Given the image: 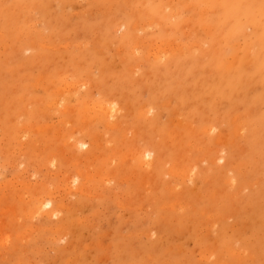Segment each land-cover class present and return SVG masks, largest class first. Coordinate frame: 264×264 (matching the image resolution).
Returning a JSON list of instances; mask_svg holds the SVG:
<instances>
[{
  "label": "rangeland",
  "instance_id": "1",
  "mask_svg": "<svg viewBox=\"0 0 264 264\" xmlns=\"http://www.w3.org/2000/svg\"><path fill=\"white\" fill-rule=\"evenodd\" d=\"M0 47V264H264V153L251 158L258 167L254 175L246 170L240 177L245 167L238 172L240 187L234 190L222 183L219 168L209 159L197 160L207 152L227 155L232 143L235 149L238 143L244 146L251 129L238 136L229 125L233 120L242 123L258 116L263 129L258 136L264 133V105L259 100L264 98V0H0ZM78 80L87 85L75 94L67 89L64 97L67 83ZM98 100L118 105L116 126L93 118L89 108ZM143 105L150 114L144 118L138 113ZM207 123L214 132H203ZM82 127L91 134L85 135L84 128L80 134ZM180 127L181 133H188L181 135L182 145L169 140L170 131ZM66 131L74 136L70 133L69 138ZM94 135L101 144L111 145L101 146L98 139L100 145L91 143ZM219 137L225 143H219ZM72 138L87 144L79 151ZM146 142L159 162L149 173L153 176L131 168V163L127 167L129 160L121 162L122 155L116 153ZM186 152L190 156H184ZM93 155L94 164L89 159ZM67 159H78L83 172H74L75 161ZM173 162L186 168L195 165L194 180L187 181L194 186L168 173ZM84 168L91 173L87 179ZM92 171L99 174L93 172V177ZM169 186L185 193L183 211L174 206L179 191ZM221 187L229 196L238 192L237 198L220 200L226 205L212 200ZM146 188L152 191L146 193ZM33 192L51 193L62 210L51 219L29 212L37 197ZM251 193L252 202H242ZM126 201L132 206H125ZM170 203L179 212L170 209ZM8 209H16V216ZM62 224L66 230L59 227ZM208 226L209 234L204 232ZM217 235L245 254L231 259L217 248L216 261L199 258L200 250L216 245Z\"/></svg>",
  "mask_w": 264,
  "mask_h": 264
},
{
  "label": "bare ground",
  "instance_id": "2",
  "mask_svg": "<svg viewBox=\"0 0 264 264\" xmlns=\"http://www.w3.org/2000/svg\"><path fill=\"white\" fill-rule=\"evenodd\" d=\"M121 11V10H120ZM127 12V11H126ZM33 25V24H32ZM10 25H8V27H9ZM11 28V27H10ZM10 30V29H9ZM17 31V30H16ZM20 32V31H19ZM7 35V34H6ZM32 43V45H33V43L34 42H31ZM154 43V42H153ZM160 43V42H159ZM166 43V42H165ZM30 44V43H29ZM40 45H42V44H40ZM77 45V44H76ZM145 45V44H144ZM44 46V45H43ZM68 46V45H67ZM66 46V47H67ZM198 46V45H197ZM1 48V47H0ZM47 48V47H46ZM169 48V47H168ZM4 49H6V48H4ZM58 49V48H57ZM163 49V48H162ZM14 50V49H13ZM14 51H16V50H14ZM133 52V51H132ZM150 53V52H149ZM42 55V54H41ZM151 55V54H150ZM147 56V55H146ZM149 56V55H148ZM155 56H156V58L158 59L159 58V55H158V57H157V55L155 54ZM161 56V55H160ZM16 57V56H15ZM43 57V56H42ZM41 57V58H42ZM152 57V56H151ZM150 58V57H149ZM153 58H154V55H153ZM122 59V58H121ZM156 59V60H157ZM10 60V59H9ZM138 65V64H137ZM136 66V65H135ZM44 73V72H43ZM49 73V72H48ZM51 74V73H50ZM43 76V75H42ZM48 75H47V73H46V77H44L45 79H47L48 77H47ZM49 76H52V75H49ZM60 76V75H59ZM60 78H63V77H60ZM44 79V80H45ZM58 79H59V77H58ZM64 79V78H63ZM63 79H60V80H63ZM39 80V79H38ZM41 80H43V79H41ZM49 80V79H48ZM47 80V81H48ZM59 81V80H58ZM40 82V81H39ZM60 82V81H59ZM61 83V82H60ZM65 83V82H64ZM67 83V82H66ZM68 85L66 86V89L64 90V94H63V90H62V94H63V96L65 97V92L67 91V89H68V91L70 92V93H72V94H75V93H77L78 91H79V88H81L82 87V85L84 86H86L87 84H86V82H82L81 81V83H79V80H78V83L77 84H72V82H70V83H67ZM53 86V85H52ZM64 86V85H63ZM62 86V87H63ZM81 86V87H80ZM56 91H54V92H56L57 94L59 93L60 94V92L61 91H58L59 89H55ZM53 92V93H54ZM92 93V92H91ZM77 95V94H76ZM76 95H74V96H76ZM91 97V96H90ZM94 97V96H93ZM92 98V97H91ZM63 99V98H62ZM41 100V99H40ZM56 100V99H55ZM58 100V99H57ZM94 100V99H93ZM260 101H261V103H263V105H264V98H260L259 99ZM99 101V103L98 104H96L97 102H95V104H94V106L92 107V105L93 104H91V107L92 108H89V110L90 111H94V113H92L95 117H93V118H99V117H101L103 120H104V122H105V124L104 125H107V126H112V125H114V121H115V118L117 117V115H118V105H116L114 102L113 103H111V100L110 101H108L109 103H111V105H106V104H104V103H100L101 101L100 100H98ZM42 102V101H41ZM117 102V101H116ZM37 103H38V101H37ZM49 104V103H48ZM50 104H51V102H50ZM84 104V103H83ZM114 104V105H113ZM164 104V103H163ZM162 104V105H163ZM84 105H86V103L84 104ZM166 105V104H165ZM168 105V104H167ZM27 106V105H26ZM57 106V105H56ZM87 107H88V105H86ZM146 106H144L143 105V108L142 109H140L139 108V117H141V116H143V118L144 117H148L150 114L148 113L149 111H147L146 110V108H145ZM59 108H60V106H59ZM62 108V107H61ZM63 108H65V107H63ZM67 108V107H66ZM83 108L84 109H82V110H85V107L83 106ZM43 109V108H42ZM58 109V108H57ZM71 109V108H70ZM77 109V108H76ZM148 110H151V109H148ZM73 111H75V109H73ZM80 110H78V111H76V112H79ZM87 111V110H86ZM92 111V112H93ZM140 111H142L141 113H140ZM173 111H174V109H173ZM63 112H65V111H63ZM68 112V111H67ZM72 112V111H71ZM84 112V111H83ZM120 112V111H119ZM73 113V112H72ZM71 113V114H72ZM82 113V112H81ZM91 113V112H90ZM89 113V114H90ZM121 113V112H120ZM142 114V115H141ZM174 114V113H173ZM42 115V114H41ZM83 116L85 115L84 113L82 114ZM29 116H30V114H29ZM91 116V115H90ZM97 116V117H96ZM138 116H137V118H139ZM258 116H256V117H249V118H246V120H244V122H242V123H237V120H233V123L232 124H230L229 123V125H233V127L235 128V131H234V129H232V131H234V132H236L237 134L239 133V135L238 136H240V134H241V132H243L244 130L246 131L247 129H251V131H250V133H249V135L248 136H246L245 137V139H244V141H243V147H239L240 145H239V143H238V147L235 149V146H236V144H233L232 142H235L234 140L232 141V142H230V143H232V145L229 147V151H228V154L227 155H225V153H222L221 151V153H219L218 152V154H216V155H214V156H211L210 155V152L208 153L207 152V154L206 155H203V154H201L202 155V157L203 158H197V160H199V159H202V161L203 160H207V159H209V161H210V163L211 164H213V165H215V166H217L218 168H219V170H217V175L218 176H220V177H222L223 176V182L222 183H224V184H226L229 188H231V190H234V189H236L237 187H240V185H239V183H238V181H237V177H238V172L242 169V168H244L245 167V170L240 174V177L242 176V177H245V175H246V170H249L253 175L255 174V172L258 170V167L256 166V165H254L252 162H251V158L254 156V154L256 153V154H259V155H261V154H263L264 153V133L261 135V137L260 136H258V135H260V131H263V129L261 128V126L259 125V123H258V118H257ZM82 118V117H81ZM88 118H90V117H88ZM232 118H234L235 119V117H232ZM238 117L236 116V119H237ZM83 119V121H84V119H85V121L86 120H90L91 121V119H86V118H82ZM174 119V118H173ZM172 119V120H173ZM176 119V118H175ZM177 119H179V118H177ZM176 119V120H177ZM101 120V119H100ZM169 120H171V119H169ZM171 120V121H172ZM72 121H75V120H72ZM90 121H89V123H90ZM94 120L92 119V123H94L93 122ZM102 121V120H101ZM174 121V120H173ZM172 121V122H173ZM68 122V121H67ZM87 122V121H86ZM150 122V121H149ZM171 122V123H172ZM175 122V121H174ZM65 123H66V121H65ZM80 123H82L81 121H80ZM84 124H86L85 122H83ZM18 124V123H17ZM174 124V123H173ZM172 124V125H173ZM177 125H178V123H176ZM176 124H174V125H176ZM33 125V124H32ZM118 125V124H117ZM190 126V124H186V126ZM86 126V125H85ZM88 126V125H87ZM115 126H116V123H115ZM123 126V125H122ZM180 126H184V124L182 123ZM89 127V126H88ZM87 127V128H88ZM106 127V126H105ZM113 127V126H112ZM214 126L213 125H208V123L204 126V129H203V132L204 131H206V133L208 132L209 133V131L213 128ZM43 128H44V126H43ZM42 128V129H43ZM47 128L48 127H46V130H47ZM83 128L84 127H82L81 128V130H79L80 131V134H82V131L84 132V130H83ZM107 128V127H106ZM110 128V127H109ZM120 128V127H119ZM182 127H180V128H178V129H172L170 132H171V138L169 139V140H174V141H178V145H180L181 144V141H182V137H181V135H184V134H188V133H186V132H184V133H181L180 132V129H181ZM192 128V127H191ZM45 129V128H44ZM43 129V130H44ZM50 129V128H49ZM85 129V132H86V134L85 135H87V133L89 132V130L87 129L86 130V128H84ZM114 129L115 130H119L118 129V126L117 127H114ZM188 129V128H187ZM214 129H216V128H214ZM43 130H41V131H43ZM127 129H125L124 128V132L126 131ZM193 130H195V129H193ZM192 130V131H193ZM39 131V130H38ZM41 131H39V132H41ZM48 131V130H47ZM55 131V130H54ZM61 131V129L59 130V132ZM88 131V132H87ZM122 131V130H121ZM191 130H190V133L192 132ZM67 132V131H66ZM77 132V131H76ZM127 132V131H126ZM133 131L131 130V132L130 133H132ZM211 132H214V130L212 131L211 130ZM217 132V131H216ZM57 132H55V134H56ZM61 134H62V131L60 132ZM60 133H59V137L61 136L60 135ZM64 133V132H63ZM70 133H72L73 134V136H74V133L73 132H67V134L69 135V138H70V136L72 135V134H70ZM79 133V132H78ZM193 133V132H192ZM205 133V132H204ZM218 133H220V131L218 132ZM79 134V135H80ZM91 134V133H90ZM89 133H88V135H90ZM121 134H123L122 132H121ZM128 132L126 133V136L127 137H129L128 135ZM133 134V133H132ZM217 134V133H216ZM221 134H222V132H221ZM57 135V134H56ZM108 135H110V134H108ZM123 135H125V133L123 134ZM123 135H120L121 136V143L123 144L124 143V141H123V139L122 138H124V136ZM210 135V134H209ZM62 136H64V134L62 135ZM65 136H66V134H65ZM78 136V135H77ZM94 136H96V135H94ZM221 136V135H220ZM224 136V135H223ZM235 136V135H234ZM68 137V136H67ZM102 137V136H101ZM126 137V138H127ZM77 138V137H76ZM92 138H94V139H92V141L93 142H91V143H93V144H101V142H103V141H99L100 139V136L97 138V136L96 137H92ZM103 138V137H102ZM260 140H259V139ZM57 140H58V138H56ZM60 139H61V137H60ZM62 139H63V137H62ZM67 139V138H66ZM73 139V138H72ZM72 139H69V140H72ZM75 139V138H74ZM73 139V140H74ZM95 139H96V141H97V139H98V141H99V143L97 142V143H95ZM219 139V140H218ZM217 139V141H219V143H221L220 141H222V137L220 138H218ZM56 140V141H57ZM73 140H72V145H74V148H76V149H81V147L83 146H85L86 144H87V142L86 141H81V140H74V142H73ZM89 140H91V138L89 137ZM168 140V141H169ZM223 140H224V137H223ZM66 141H68V139L67 140H64L63 142H66ZM123 141V142H122ZM167 143L166 144H168V141L167 140H165ZM215 141V140H214ZM62 141H61V143H63ZM170 142V141H169ZM67 143V142H66ZM91 143H89V144H91ZM127 143H128V141L126 142V145H127ZM218 143V142H217ZM222 143H225V140L224 141H222ZM227 143H228V141H227ZM99 144V145H100ZM125 144V143H124ZM190 144V143H189ZM188 144V145H189ZM66 145V144H65ZM102 145H107V144H104V143H102L101 144V146ZM109 145H111V144H109ZM109 145H107V146H109ZM182 145V144H181ZM187 145V144H186ZM210 145V144H209ZM63 146H64V144H63ZM68 146H70V142H69V144H68ZM67 146V147H68ZM101 146H97V147H101ZM175 146H177V143H176V145ZM95 147H96V145H95ZM106 147V146H105ZM130 147H132V146H130ZM193 147H195V146H193ZM208 147V146H207ZM210 147V146H209ZM70 148H73V146H71ZM116 148H118V147H116ZM115 148V149H116ZM121 148V147H120ZM121 149H123L124 150V148L122 147ZM120 149V150H121ZM126 149H128V148H126ZM125 149V151H120L119 149H117V151H116V153H118V155H119V153H120V155H122V156H120L121 158H120V160H122V158H124V160L125 159H128L129 161H128V163L126 162L127 160H125V163H127L126 164V166L127 167H131V168H136V169H138V168H140L141 169V171H145L146 172V174L148 173H151L152 171H153V169H154V167H155V165L156 166H158L159 165V162H155V160H156V157H155V155H153V151H154V149H153V147H152V144L151 143H148V142H146V144H143V145H137V146H134V148L133 149H130V150H126ZM161 149V148H160ZM189 150H190V148H188ZM199 149V148H198ZM206 149H210V148H206ZM214 149V148H213ZM72 150V149H71ZM162 150V149H161ZM184 150V149H183ZM192 151H193V149H191ZM216 150V149H215ZM222 150H225L224 148H222ZM80 151V150H79ZM112 151H113V149H112ZM120 151V152H119ZM176 151V150H175ZM181 151L182 150H180V153H181ZM97 152V151H96ZM224 152V151H223ZM98 153V152H97ZM111 153H114V152H111ZM110 153V154H111ZM159 153V152H158ZM183 153L184 152H182V155H181V157L183 156ZM186 153H188V152H186ZM190 153V152H189ZM184 154V156L185 155H189L190 156V154ZM216 153H217V151H216ZM236 153H237V155H236ZM91 154H95L94 152L93 153H91ZM98 154H100V153H98ZM97 154V155H98ZM110 154H109V156L107 155V157H110ZM115 154V153H114ZM86 155V154H85ZM97 155H95V156H97ZM179 155V154H178ZM200 155V156H201ZM83 156V155H82ZM95 156L93 155V157H91V156H89V159H91V158H94V159H96L95 158ZM100 156H101V154H100ZM176 156H177V154H176ZM184 157L183 159V161H187L186 160V158H188V157ZM105 157V156H104ZM181 157H177L178 158V160L181 158ZM195 157H197V156H195ZM194 157V158H195ZM72 158H74V157H72ZM82 158V157H81ZM88 159V156H85L84 157V160L85 159ZM99 160L101 159L99 156L97 157ZM78 159H80V158H78ZM78 159H76V160H78ZM98 159H97V161H98ZM102 159H103V155H102ZM101 159V160H102ZM105 159V158H104ZM109 158H107V160H108ZM110 159H112V157L110 158ZM109 159V161H111V163H109L108 161H106V160H103L102 161V163L103 162H107V164L108 165H112L113 163V161L112 160H110ZM67 160H69V162H74L75 161V166H76V168L77 169H79L80 167H78V163L76 164V162H78V161H76V160H70V159H67ZM100 160V161H101ZM124 160H122L121 162H123ZM175 160V159H174ZM176 160L177 162H180L181 163V161L182 160ZM197 160L195 159V162L197 163ZM188 161H189V159H188ZM93 162V159H91V163ZM105 162V163H106ZM195 162H193V163H195ZM199 162H201V160H199ZM89 163H90V161H89ZM88 163V164H89ZM90 163V164H91ZM115 163H116V161H115ZM129 163H131V165H129L128 166V164ZM180 163H178V164H175V162H173V164H172V166L170 167V168H167V169H169V170H167L168 171V173L169 174H171L172 173V175L174 174L175 176H177V178H179L181 181L180 182H186V184L187 185H190V184H188L187 183V181H190V180H194V178H192L193 176H192V170H194L196 167H195V165L194 164H192V166L193 167H195L194 169H192V166H191V168H190V166H188V168H186L185 166L184 167H182L181 165H180ZM203 163V162H202ZM87 164V165H88ZM92 164H94V163H92ZM91 164V165H92ZM123 164V163H122ZM121 164V165H122ZM183 164V163H182ZM187 164V163H186ZM198 164V163H197ZM196 164V165H197ZM71 165H73V164H71ZM120 165V164H119ZM165 165H167V164H164V166ZM75 166H73L74 167V172L76 171V172H78L79 174L81 173V171L83 172V169L80 171V169H79V171H77V169L75 168ZM88 166H90V165H88ZM249 166H251L250 168H249ZM85 167H87V166H85ZM121 167V166H120ZM120 167H119V169H120ZM124 168V167H123ZM130 168V169H131ZM76 169V170H75ZM85 169V168H84ZM87 169V168H86ZM86 169H85V174L84 173H82V174H84V178H86V176H89V175H91V173L88 171L89 169H92V167L91 168H89V169H87V174L88 175H86ZM103 169H104V167H103ZM204 169V168H203ZM115 170V169H114ZM113 169H112V171H111V174H112V172L114 171ZM128 170V169H127ZM132 170V169H131ZM201 170H202V168H201ZM213 170V169H212ZM103 171V170H102ZM93 172L94 173H96L97 171H92V175H93V177H94V175L95 174H93ZM123 172H125V171H123ZM131 172H133V170L131 171ZM207 172V171H206ZM228 172H232V175H229L228 176ZM90 173V174H89ZM110 173V172H109ZM134 174H136V171H134L133 172ZM167 173V172H166ZM208 173H209V170H208ZM77 174V173H76ZM96 174H99L98 172L96 173ZM100 174H102V173H100ZM108 174V173H107ZM133 174V175H134ZM197 175H199V173H196ZM113 175H114V173H113ZM130 175V174H129ZM129 175H127V176H129ZM140 175H142L141 173H140ZM149 175H152L153 176V174H149ZM149 175H147V176H149ZM77 176H78V174H77ZM96 176V175H95ZM104 176V175H103ZM112 176V175H111ZM130 176H132V175H130ZM145 176V175H144ZM228 176V177H227ZM93 177H90L91 179H93ZM97 177H99V176H97ZM100 177H101V175H100ZM100 177H99V181L101 182V179H100ZM108 177V176H107ZM139 177V176H138ZM165 177H166V175H165ZM201 177V176H200ZM225 177H227V178H225ZM88 178V177H87ZM86 178V179H87ZM89 178V179H90ZM105 178H106V176H105ZM111 178V177H110ZM109 178V180L111 181V179ZM134 177H130V179L129 180H132ZM142 178H145V177H142ZM149 178H151L150 176H149ZM167 178H170V176L169 177H167ZM208 178V177H207ZM103 179H104V177H103ZM106 179H108V178H106ZM151 179H153V178H151ZM171 180H172V178H170ZM75 180V181H74ZM78 180V179H77ZM76 179H73V181L74 182H76L77 181ZM93 180H96V179H93ZM114 180H115V178H114ZM134 180V179H133ZM142 180V179H141ZM206 180V179H205ZM204 180V181H205ZM210 180V179H209ZM208 180V181H209ZM218 180V179H217ZM16 181H18V180H16ZM97 181V180H96ZM179 181V180H178ZM257 181V180H256ZM84 182V181H83ZM104 182H105V180H104ZM104 182H101V183H104ZM174 182H176V181H174ZM179 182V183H180ZM191 183H192V181H190ZM255 182V181H254ZM20 183V182H19ZM22 183H24V182H22ZM107 183V182H106ZM133 183H134V181H133ZM151 183V182H150ZM160 182H158V184H159ZM194 183V182H193ZM249 183V182H248ZM248 183H246L247 185H248ZM4 184V183H3ZM17 184V183H16ZM24 184H26V182L24 183ZM85 184V183H84ZM148 184V183H147ZM253 185H256V182L255 183H252ZM252 184H250V185H252ZM26 185H28V184H26ZM26 185H24L26 188L27 187H29L30 185H28V186H26ZM74 185V184H73ZM241 185H242V183H241ZM96 186V185H95ZM143 186H144V182H143ZM152 186V185H151ZM173 186V185H172ZM172 186H169L170 188L169 189H176V187L174 186V187H172ZM190 186H194L193 184L192 185H190ZM14 187V186H13ZM20 187H22V186H20ZM32 187V186H31ZM30 187V188H31ZM69 187V186H68ZM73 187V186H72ZM71 187V188H72ZM153 187H155V186H153ZM210 187V186H209ZM22 188H24V187H22ZM34 188V187H33ZM38 188V187H37ZM79 188V187H78ZM84 188V187H83ZM83 188H79V190H77L76 188H75V191L77 190L78 192L80 191V189H81V191H83L82 189ZM96 188V187H95ZM141 188V187H140ZM155 188H159V186L157 185V187H155ZM168 188V187H167ZM166 188V189H167ZM181 188H182V186H181ZM252 188V187H251ZM29 189V188H28ZM73 190H74V188H72ZM94 189V188H93ZM111 189V188H110ZM143 189H144V187H143ZM148 188H146L145 189V192H146V190H147ZM154 189V188H153ZM165 189V188H164ZM221 189H223L222 187H221ZM32 190V189H31ZM85 190V189H84ZM155 190V189H154ZM153 190V191H154ZM177 190V192L179 191L178 189H176ZM195 190V189H194ZM213 190V189H212ZM216 190V189H215ZM218 190V189H217ZM215 191V192H213L212 193V195H211V199L212 200H232V199H236L237 198V196H238V192H236V194H232V196H231V194H230V196L228 195V193L227 192H225V190L223 189V190H221V191ZM238 190V189H237ZM236 190V191H237ZM239 190H241V189H239ZM238 190V191H239ZM30 191V190H29ZM34 191V190H33ZM51 191V190H50ZM49 190L48 191H46V193L48 192H50ZM69 191H72V190H69ZM74 191V192H75ZM147 191H152V190H147ZM244 191V190H243ZM242 191V192H243ZM25 192H26V190H25ZM31 192V191H30ZM169 193H171V194H173V192H171L170 190L168 191ZM27 193V192H26ZM83 193H85V192H82V194ZM88 193H89V190H88ZM87 192H86V195L88 194ZM113 193H114V191H113ZM143 193V192H142ZM147 193V192H146ZM168 193V194H169ZM241 193V192H240ZM17 194H18V192H17ZM28 194V193H27ZM33 194H34V196H37L36 195V193H34L33 192ZM51 194V193H50ZM47 195V196H42V194H39V196H37L36 197V199L34 200V211H32V210H29V209H27L29 212L31 211V212H35V214L36 215H39V214H41L42 216H45V217H47V218H49V219H51V218H55L56 217V215L59 213V211H61L62 210V208L63 207H61L59 204H57L56 202H54V199H53V197L51 196V195ZM115 194V193H114ZM175 194V193H174ZM13 195H15V194H13ZM43 195H45V193L43 194ZM133 195V194H132ZM157 195V194H156ZM170 195V194H169ZM19 196V195H18ZM17 196V197H18ZM33 196V197H34ZM95 196V195H94ZM98 196V198H99V196L100 195H97ZM129 197H130V194L128 195ZM185 196V193H181L180 191H179V193H176V198L178 199V200H176V202H175V200H174V206H176L177 205V208H179V210H182L183 211V209H184V207H185V205H182L181 204V200L183 199V197ZM245 196V195H244ZM254 196H255V193H251V195L247 198V199H242V202H247L248 204L250 203V202H252V200H253V198H254ZM102 196H100V199H102L101 198ZM133 197H134V195H133ZM139 198H144L143 196L141 197L140 195L138 196ZM171 197H173V195L172 196H169V198H171ZM19 198H22V197H19ZM18 198V200H20ZM32 198V197H31ZM35 198V197H34ZM45 198H48V201H45V202H43V200L45 199ZM95 198H96V196H95ZM119 198V197H118ZM131 198V197H130ZM129 198V199H130ZM148 199L150 198V196L149 197H147ZM152 198V197H151ZM150 198V199H151ZM97 199V198H96ZM126 199H127V197H126ZM128 199V200H129ZM145 199V198H144ZM143 199V201H145ZM147 199V202L149 203V200ZM185 199V198H184ZM131 200V199H130ZM129 200V201H130ZM142 200V199H141ZM160 200H161V198H160ZM4 201V200H3ZM133 201V200H132ZM139 201V200H138ZM223 201H220V202H222L223 203ZM6 202V201H5ZM28 202V201H27ZM136 202H137V200H136ZM146 202V201H145ZM226 202H229V201H226ZM117 203H118V200H117ZM119 203H121V200L119 201ZM124 203V202H123ZM129 203H131V202H129ZM128 201H126V203H124V204H126L125 206H127L128 204ZM134 203H135V200H134ZM139 203V202H138ZM142 203V202H141ZM168 203V202H167ZM172 203V204H173ZM50 204H51V206H50ZM83 204H84V202H83ZM144 204V203H143ZM165 204V203H164ZM163 204V205H164ZM171 203L169 204V206L171 207L170 209H174V210H177V208L175 207L174 208V206L172 205ZM176 204V205H175ZM219 204V203H218ZM224 204V203H223ZM59 205V206H58ZM131 206H132V203L130 204ZM224 205H226V204H224ZM121 206H122V204H121ZM144 206V205H143ZM231 206H232V204H231ZM9 207H11V205L9 206ZM13 207V206H12ZM21 207V206H20ZM66 207H69V206H66ZM130 207V206H129ZM163 207H168V205L166 206H161V208H163ZM188 207V206H187ZM229 207V206H228ZM22 208V207H21ZM47 208V209H46ZM65 208V207H64ZM132 208V207H131ZM26 209V208H25ZM133 210L135 209V207L133 206V208H132ZM139 209V208H138ZM168 209V208H167ZM8 210H10V209H8ZM7 210V211H8ZM14 211H16V209H13ZM13 210H10V213L9 214H15V216H16V214H17V212H14ZM23 210V209H22ZM68 210H69V208H68ZM151 210V209H150ZM231 210H232V208H231ZM6 211V212H7ZM11 211H13V213L11 212ZM17 211H18V209H17ZM23 211H26V210H23ZM135 211V210H134ZM178 211V210H177ZM205 211V210H204ZM5 212V211H4ZM6 212H5V214H6ZM28 212V213H29ZM179 212V211H178ZM181 212V211H180ZM185 213V212H184ZM199 213H201V212H199ZM35 214H33V215H35ZM8 215V214H7ZM32 214H31V216H33ZM41 216V217H42ZM183 216V214L182 215H178V218L179 217H182ZM209 216H211V215H209ZM14 217V216H13ZM12 217V218H13ZM11 218V219H12ZM33 218V217H32ZM178 218H177V220H178ZM225 219H228V218H226V217H224ZM75 219V218H74ZM10 220V219H9ZM14 220H16V219H12V221L13 222H15ZM73 220V219H72ZM71 220V221H72ZM78 220H79V218H78ZM11 221V220H10ZM84 221H85V219H84ZM175 221V220H174ZM192 221V220H191ZM190 221V222H191ZM73 222V221H72ZM79 222V221H78ZM178 222V221H177ZM188 223V222H187ZM194 223V222H193ZM12 224V223H11ZM89 224V223H88ZM4 225H7V223L5 224L4 223ZM15 225V224H14ZM234 226H235V224H233ZM16 226V225H15ZM41 226V225H40ZM59 226V225H58ZM62 226H64L63 224L61 225V226H59V227H61V229H62ZM6 227V226H5ZM8 227H10L9 225H8ZM43 227V226H42ZM49 228L48 229H50L51 227L50 226H48ZM58 227V228H59ZM1 228V227H0ZM37 228V227H36ZM46 229L47 227H43V229ZM208 228L210 229V226H208L207 227V229H205V227H204V229H205V233L207 232L208 234H209V232H208ZM26 229V228H25ZM38 229V228H37ZM37 229H36V231H37ZM56 229V231L59 233L60 232V234L62 233L63 234V231L61 232L60 231V229H57V227H55L54 228V230ZM65 229V227L62 229V230H64ZM15 230V229H14ZM51 230V229H50ZM49 230V231H50ZM66 230V229H65ZM207 230V231H206ZM33 231H35V229L33 228ZM29 232V231H28ZM67 232V231H66ZM65 231H64V233H66ZM1 233V232H0ZM33 233V232H32ZM204 233V234H205ZM19 234V233H18ZM17 234V235H18ZM21 234H22V231H21ZM20 234V235H21ZM59 234V236H61ZM145 235H146V233H144ZM212 234V233H211ZM16 235V237H18ZM29 235V234H28ZM206 235V234H205ZM211 236V235H210ZM20 237V236H19ZM21 237H22V235H21ZM62 237V236H61ZM57 240V239H56ZM205 239H203V241H204ZM216 245L214 246V247H212V246H206V248H204L203 250H200L199 251V258L200 257H202V258H204L203 260H205V261H209V262H214V261H216L217 260V257H218V255H217V251H216V249L218 248V250L222 253V252H226V256L228 257V258H231V259H238V258H241V256H242V254L241 253H243L244 252V254H245V251L243 250V252H241V250H240V248L239 247H236L235 246V244H234V242L233 241H231V240H229V239H225L223 236H220V235H217V237H216ZM153 244V243H152ZM110 246V245H109ZM169 249H170V247H169ZM168 250V249H167ZM114 252V251H113ZM187 254V253H186ZM144 258V257H143ZM186 258V257H185ZM253 258V257H252ZM201 260V259H200ZM67 261H65V263H66ZM188 264H189V262H188ZM221 264V263H220ZM224 264V263H223Z\"/></svg>",
  "mask_w": 264,
  "mask_h": 264
}]
</instances>
